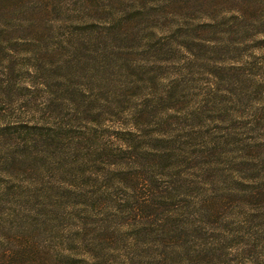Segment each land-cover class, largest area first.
Here are the masks:
<instances>
[{"label":"rangeland","instance_id":"374dc122","mask_svg":"<svg viewBox=\"0 0 264 264\" xmlns=\"http://www.w3.org/2000/svg\"><path fill=\"white\" fill-rule=\"evenodd\" d=\"M11 10L0 264H264V0Z\"/></svg>","mask_w":264,"mask_h":264},{"label":"trees","instance_id":"16d2710c","mask_svg":"<svg viewBox=\"0 0 264 264\" xmlns=\"http://www.w3.org/2000/svg\"><path fill=\"white\" fill-rule=\"evenodd\" d=\"M20 2V0H0V39L1 40H6V39H9L11 35H14L12 34L13 32V29H12V25L11 24H7V22H9V19L7 16H10L11 14L12 15H15V14H19V11L17 10H11L15 7V5ZM9 7V8H8ZM22 14L23 13H26V11H24L22 9ZM34 12V11H32ZM32 12H30V14H32ZM32 17V16H31ZM30 17V18H31ZM32 23L30 25H34V22L31 21ZM32 29L34 26H30ZM29 31V30H28ZM37 33V36L35 37H38V32L36 31H33V35H36ZM4 83L0 84V94H3L1 95L2 97L5 96L4 94V90H5V87H4Z\"/></svg>","mask_w":264,"mask_h":264}]
</instances>
